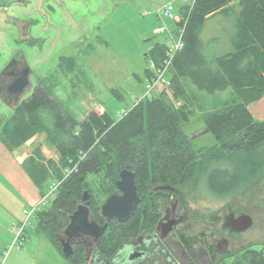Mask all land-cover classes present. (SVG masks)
I'll return each mask as SVG.
<instances>
[{
  "label": "trees",
  "instance_id": "1",
  "mask_svg": "<svg viewBox=\"0 0 264 264\" xmlns=\"http://www.w3.org/2000/svg\"><path fill=\"white\" fill-rule=\"evenodd\" d=\"M229 4L230 0H194L178 8L184 21L183 48L173 58L169 86L139 100L120 118L91 111L78 121L52 94L45 80L12 112L0 133L9 150L43 135L58 157L45 159L37 144L22 167L42 198L51 183L57 185L51 201L48 203V197L33 217L38 233L59 252L68 216L83 192L89 195L92 219L102 224L100 207L115 192L122 170L134 173L140 191L155 184L185 186L201 178L200 185L210 193L228 195L264 179V121L254 119L248 109L264 95V0L240 1L231 51L217 55L211 44L199 38L207 18L227 13ZM167 48L155 44L145 55L146 61L152 59L159 64ZM184 79L210 95L231 91L229 100L203 116L204 132L215 138L214 146L194 149L183 130L193 111ZM176 98L183 102L177 104ZM138 219L136 214L123 224L110 222L101 249L112 253L137 230ZM151 220L148 213L143 224L150 225ZM66 260L84 264L82 246L73 247ZM233 264H264V257L246 248Z\"/></svg>",
  "mask_w": 264,
  "mask_h": 264
},
{
  "label": "flooded vegetation",
  "instance_id": "2",
  "mask_svg": "<svg viewBox=\"0 0 264 264\" xmlns=\"http://www.w3.org/2000/svg\"><path fill=\"white\" fill-rule=\"evenodd\" d=\"M117 2L0 0V108L10 111L0 114V133L12 112L34 93L39 78L81 77L83 50L104 43L97 23L111 18ZM135 186L139 202L124 223L137 214V230L110 254L101 249L102 238H74L73 247L83 248L84 264H219L237 254L233 251L241 235L253 226L240 208L195 214L180 185H148L141 191ZM112 194L120 193L115 188ZM148 213L152 220L145 225ZM246 217L251 226L241 230ZM101 218L100 226L105 223Z\"/></svg>",
  "mask_w": 264,
  "mask_h": 264
},
{
  "label": "rangeland",
  "instance_id": "3",
  "mask_svg": "<svg viewBox=\"0 0 264 264\" xmlns=\"http://www.w3.org/2000/svg\"><path fill=\"white\" fill-rule=\"evenodd\" d=\"M193 1L176 0L175 3L178 9L191 5ZM240 1L230 0L231 10L210 17L201 29L200 40L204 44H211L213 50L216 49L217 55L232 50L231 38L234 35L235 18ZM164 2L165 0H118L116 12L111 18H103L97 23L101 26L98 35L104 43L96 42L92 49L83 50L81 77L39 78V80H45L52 94L78 121H82L91 111L99 114L108 112L113 118H120L124 112L142 99L148 73L153 72L145 55L155 44L169 46L171 43L168 33H156V30L165 25L175 39L174 22L156 17V10ZM166 77L171 78V72L167 73ZM183 83L189 97L188 103L193 110L190 122L183 127V130L191 138L194 149L214 146L215 138L210 133L204 132L203 116L223 101L229 100L231 91L226 90L210 95L198 91L189 79H184ZM175 101L181 104L183 99L176 98ZM101 108L103 111H99ZM8 113L10 111L0 108V114ZM37 144L41 145L45 159H58L54 151L46 144L43 135L33 136L23 146L27 145L30 155ZM66 173L65 171L64 174ZM200 179L196 181L197 184L190 182L179 187L186 196L189 208L195 214H210L225 206L226 209L228 207L233 211L240 208L241 212L249 215L252 220L253 226L241 235V242L233 251V254H237L219 264H231L246 248H252L264 257V179L257 183H249L245 188L228 195L210 193L202 186L203 181ZM52 185L56 183H51L49 187ZM50 201L51 197L48 198V203ZM33 222L36 229L37 221L33 220ZM28 230H30L29 227L26 232ZM32 232L34 231L31 230L30 234L35 238L37 233ZM53 250L57 252L56 248ZM56 254L57 262L49 256L44 264H71L63 256L58 257L59 255ZM3 260L1 259L0 264Z\"/></svg>",
  "mask_w": 264,
  "mask_h": 264
},
{
  "label": "crops",
  "instance_id": "4",
  "mask_svg": "<svg viewBox=\"0 0 264 264\" xmlns=\"http://www.w3.org/2000/svg\"><path fill=\"white\" fill-rule=\"evenodd\" d=\"M248 109L254 119L264 121V95L251 103ZM27 145L11 151L0 140V261L4 259L1 264H44L49 256L57 262L56 253L62 257V253L34 229L35 218L27 226L29 235L23 244L11 247L14 226L24 220L23 211L36 206L42 198L39 189L22 167V162L29 155ZM31 230L37 233L35 238L31 236ZM53 248H56V253Z\"/></svg>",
  "mask_w": 264,
  "mask_h": 264
},
{
  "label": "water",
  "instance_id": "5",
  "mask_svg": "<svg viewBox=\"0 0 264 264\" xmlns=\"http://www.w3.org/2000/svg\"><path fill=\"white\" fill-rule=\"evenodd\" d=\"M115 188L120 194H111L100 207V216L104 218L105 223L100 226L90 217L89 195L87 191L83 192L80 203L76 209L68 216V224L63 230L60 238L62 246V256L67 259L73 252L74 238L85 236L92 237L98 242L104 235L108 223L115 219L119 223H124L132 215L138 205L139 198L134 183V174L129 170H122L119 179L115 182ZM168 187H162L166 189ZM251 226L249 217L243 220L241 230Z\"/></svg>",
  "mask_w": 264,
  "mask_h": 264
},
{
  "label": "built area",
  "instance_id": "6",
  "mask_svg": "<svg viewBox=\"0 0 264 264\" xmlns=\"http://www.w3.org/2000/svg\"><path fill=\"white\" fill-rule=\"evenodd\" d=\"M175 2L176 0H165L163 5L155 12L157 19H167L174 22L176 30L175 39L171 34L172 32H170L165 25L160 26L156 30V33H168L171 43L166 49L165 56L159 64H156L152 59L148 60V64L150 68H152L153 72H150V76L148 77L146 89L144 91L142 99L150 98L152 95L157 94L160 90L165 89L169 86L170 81L169 78L166 77V75L170 72L175 54L183 48L182 35L184 29V21L182 15L179 13L176 7ZM99 111H103V109L101 108L99 109ZM56 187L57 185L50 186L48 188L46 196L41 198L40 202L36 206H32L31 208L25 209L23 211L24 220L14 226L15 235L11 247H20L23 244V242L28 237L26 227L32 219L35 211L37 210L38 206L44 205L46 203L48 197L54 195Z\"/></svg>",
  "mask_w": 264,
  "mask_h": 264
}]
</instances>
